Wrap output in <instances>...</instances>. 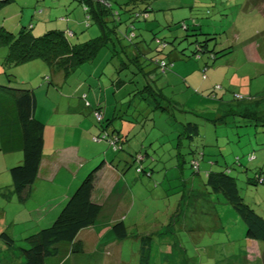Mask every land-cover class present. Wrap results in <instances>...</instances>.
I'll return each instance as SVG.
<instances>
[{
  "label": "rangeland",
  "instance_id": "rangeland-1",
  "mask_svg": "<svg viewBox=\"0 0 264 264\" xmlns=\"http://www.w3.org/2000/svg\"><path fill=\"white\" fill-rule=\"evenodd\" d=\"M147 4L148 16L141 19H128L124 11L112 33L116 44L67 74L42 58L6 69L8 46L0 40V85L36 92L37 115L46 124L44 153L80 148L82 165L88 164L74 184L107 155L132 186L116 189L100 222L79 234L85 252L72 254L71 264H139L144 236L151 238L149 264H264V241L247 238V225L225 195L205 185L209 171L229 168L243 200L264 216V0H140L126 7L140 12ZM30 23L37 36L71 27L73 42L102 33L79 0H11L0 6V31L16 34ZM155 37L168 45L162 49ZM197 42L203 46L199 56L193 54ZM160 58L169 63L166 71L154 61ZM98 106L103 124L96 119ZM188 122L197 123L200 134L179 145ZM131 147L133 154L141 150L136 162ZM196 158L198 170L192 165ZM22 159L21 151H0V207L9 214L7 222L13 214L18 220L12 226L19 235L14 263L23 261V239L42 226L33 230L30 208L22 209L16 196L9 201L10 168ZM137 165L145 171L139 173ZM114 173L104 168L103 182ZM257 177L261 182L253 181ZM71 180L62 169L33 202L57 195L54 204ZM121 217L129 236L115 240L112 224Z\"/></svg>",
  "mask_w": 264,
  "mask_h": 264
},
{
  "label": "trees",
  "instance_id": "trees-1",
  "mask_svg": "<svg viewBox=\"0 0 264 264\" xmlns=\"http://www.w3.org/2000/svg\"><path fill=\"white\" fill-rule=\"evenodd\" d=\"M10 1L0 0V6ZM79 1L85 5L88 17H93L100 25L101 34L87 41L73 42L71 37H75L76 33L71 29L68 31L57 28L48 29L39 36L32 33V26L22 27L16 34L2 29L0 31L1 43L8 46V53L3 60L6 69L33 59L42 58L53 68V71L61 70L67 74L81 64L96 59L100 50H104L103 48L108 47L111 42L114 45L116 44L115 36L112 33H117L119 24L123 22L121 14L124 11H129L128 19L134 17L141 19L145 15L147 17L150 10L148 4L140 12L126 7L130 4L136 6L140 0H126L124 3H120L119 0ZM261 2L262 0H248V3L253 5H259ZM114 3L117 4L114 5ZM183 25L186 29L188 28L186 23H183ZM156 41L162 49L168 45V42L164 39L157 38ZM195 45L193 54L199 56L203 51V46L200 42ZM154 61L162 71L167 70L166 67L169 63L165 58ZM159 106L162 107L160 104ZM37 107L38 100L33 89L0 85V151L5 153L21 151L23 153V159L10 168L11 185L19 200L24 198L26 190L37 180L44 156L46 124L43 119L38 117ZM101 109L102 106H98L95 112H101L102 118L98 120L96 117V119L100 124H103L105 116ZM245 110L251 112L247 107H245ZM114 132L116 130L112 131L111 135L113 137L115 136ZM199 134L200 129L197 123L188 122L184 124L183 130L178 136L179 145L181 139L192 141ZM105 135L110 139L108 133ZM95 138L102 140L100 136ZM117 150L118 148H116ZM140 152L134 155L133 162H136L139 158ZM201 154L203 156V153ZM143 157L142 155L141 161H143ZM198 159H194L192 164L197 170L200 161ZM194 161L198 162L197 165H194ZM138 164H141V162ZM104 165L105 159L88 172L51 225L42 227L37 232L24 238L28 247L20 248L23 257L20 264H71L70 255L85 252L84 242L77 239V236L82 229L93 226L102 211V204L94 201L92 194L98 172ZM145 169V167L140 168L137 165L139 173L144 172ZM253 181L255 183L261 182V178L257 177ZM205 185L211 187L213 191L222 192L225 195L228 202L232 204L247 225V238L264 241V216L243 200L237 181L230 174L229 168L209 171ZM112 229L118 240H124L129 236L124 220L114 223ZM1 236L10 247L15 246V240L6 232H2ZM141 239L142 249L139 264H149L151 238L144 236Z\"/></svg>",
  "mask_w": 264,
  "mask_h": 264
},
{
  "label": "crops",
  "instance_id": "crops-1",
  "mask_svg": "<svg viewBox=\"0 0 264 264\" xmlns=\"http://www.w3.org/2000/svg\"><path fill=\"white\" fill-rule=\"evenodd\" d=\"M29 26H32V28L35 27V25H33L32 23H30ZM73 27H76V26L74 25ZM70 28L71 27H69V29ZM45 140H46V136H45ZM129 151L131 152V154H133L132 147L131 149H129ZM140 151L138 150L137 152H140ZM136 153H134L133 155H135ZM82 158L83 157L80 156V148L79 149H76L74 147L56 148L51 153H48V154L44 153L38 178L26 190V192L24 193L23 199L19 200V198L13 191V186L11 185V189H10L11 196H10L9 201L12 202L13 198H15L16 196V198L21 203H23L22 209L30 208L28 218L30 221L31 220L34 221L37 226V227L32 226L31 228H33V230L37 231L36 228H38V226L40 225H42L41 228L51 225L56 219V217L58 216V214L60 213V211L62 210V208L64 207V205L66 204V202L68 201V199L70 198V196L73 194L76 187L82 181L83 177L85 176V173L83 176H78L75 184L72 183L73 180H75L77 177V174H78L77 171H79L82 166L85 167L88 164L86 160L85 164L82 165V162H81ZM132 158L134 159L133 156ZM75 163L77 164L80 163L81 166L77 167L75 166ZM104 168L115 169L114 175L110 177V179L108 180L106 184L103 182ZM118 168L119 167L116 168L114 166L113 161L111 163L107 159V155H106L105 165L103 167V170L101 169L99 171V175L95 182V187H94V191L92 194L93 200L102 204V210H104L105 203L108 202L109 198L112 196V194L114 193L116 189L117 190L122 189V190L127 191L128 188L130 187V185L128 184V180L125 176L126 173H120ZM62 169L67 171L68 176H70L72 180L69 182V185L66 189V193H64L61 196V199H59L57 202L54 201V204H53V198L55 196L57 197V195H53V197H47L46 195H44V198L40 199L39 201L35 200L33 202V199L39 197L38 192L41 193L42 190H44L45 188L49 186H52V184L55 183L56 178ZM115 180H117V182H114ZM129 189H132V186ZM49 199H51V203L48 202ZM48 203H50L51 205L53 204V206L48 208ZM1 209L3 208L0 207V262L1 264H19V262L21 263L22 260H20L18 263H14V260L18 259V254H17L18 252L17 250H15V246H16V242L18 241L17 238H19V235L13 231L14 229L12 227L13 224L17 222L18 220L15 214H13L11 221L7 222V220L9 219V214L6 213L4 209L3 210ZM121 220H124L123 217H121L119 220L115 219V223ZM98 221L100 222V218L96 222L98 223ZM31 228H29L27 232L32 230ZM86 229H89V227L82 229L79 232V234L83 230H86ZM2 232H6L8 235H10L15 240V246L13 248L10 247L9 244L6 242V240L1 236ZM24 234H28V233H24ZM79 234L77 236V239L83 240V238L79 237L80 236ZM25 236L26 235H24L23 238ZM115 240H116V237H115ZM70 256L73 257L72 255Z\"/></svg>",
  "mask_w": 264,
  "mask_h": 264
},
{
  "label": "built area",
  "instance_id": "built-area-1",
  "mask_svg": "<svg viewBox=\"0 0 264 264\" xmlns=\"http://www.w3.org/2000/svg\"><path fill=\"white\" fill-rule=\"evenodd\" d=\"M163 65H164V67H166V66H165V63H163ZM163 65H162V66H163ZM163 69H164V68H163ZM163 71H164V70H163ZM95 115H96V117H97L98 120H100V119L102 118V114H101V112H99V111H96V112H95ZM194 163L197 164L196 161H194Z\"/></svg>",
  "mask_w": 264,
  "mask_h": 264
}]
</instances>
